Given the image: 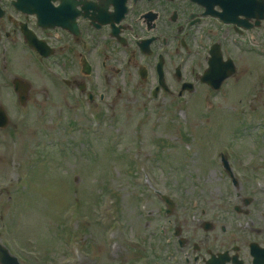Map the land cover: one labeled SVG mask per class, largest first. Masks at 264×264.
<instances>
[{"label":"rangeland","instance_id":"obj_1","mask_svg":"<svg viewBox=\"0 0 264 264\" xmlns=\"http://www.w3.org/2000/svg\"><path fill=\"white\" fill-rule=\"evenodd\" d=\"M238 55L221 90L200 84L185 98L154 99L135 78L95 89L107 99L89 103L44 71L29 115H10L0 128V241L21 264H178L159 232L169 216L156 190L179 198L173 218L193 241L203 232L193 212L207 209L213 224L222 215L229 228L231 191L217 147H237L227 153L244 165V193L264 184V53ZM25 70L34 74L33 65ZM256 192L249 214L239 213L254 227L264 225V191ZM204 231L215 247L216 229Z\"/></svg>","mask_w":264,"mask_h":264},{"label":"flooded vegetation","instance_id":"obj_2","mask_svg":"<svg viewBox=\"0 0 264 264\" xmlns=\"http://www.w3.org/2000/svg\"><path fill=\"white\" fill-rule=\"evenodd\" d=\"M250 51L264 53V0H0V115H29L28 101L44 71L67 95L79 93L89 103L96 101L95 89L135 78L151 88L154 99L161 94L185 98L198 85L212 89L209 81L219 80L218 75L204 80L214 54L237 68L238 53ZM19 61L26 68H19ZM31 65L34 74L25 70ZM42 93L50 97L47 89ZM104 98L101 93L99 99ZM257 134L263 135L260 129ZM251 159L250 164L260 162L255 155ZM219 161L231 191L232 225H220L222 215L213 224L216 217H205L203 209L204 216L190 217L201 218L203 230L193 241L166 209L169 217L160 224L168 236L165 251L178 264H264V225L254 227L239 214H249L247 207L260 198L256 191H264V184L252 183L257 195L244 193L237 169L244 165L223 152ZM260 211L264 217V205ZM204 229H216L215 247L205 244L210 235ZM227 232L235 235L234 242Z\"/></svg>","mask_w":264,"mask_h":264},{"label":"water","instance_id":"obj_3","mask_svg":"<svg viewBox=\"0 0 264 264\" xmlns=\"http://www.w3.org/2000/svg\"><path fill=\"white\" fill-rule=\"evenodd\" d=\"M216 87L218 88L219 85H217ZM7 124H8L7 115H0V125L2 127H5ZM0 263L1 264H20L17 256L12 255L9 249L2 243H0Z\"/></svg>","mask_w":264,"mask_h":264}]
</instances>
